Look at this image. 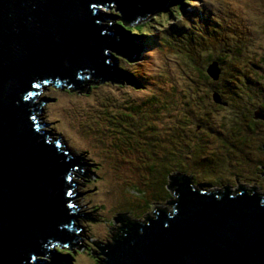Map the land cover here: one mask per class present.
<instances>
[{"label":"water","instance_id":"1","mask_svg":"<svg viewBox=\"0 0 264 264\" xmlns=\"http://www.w3.org/2000/svg\"><path fill=\"white\" fill-rule=\"evenodd\" d=\"M163 1L0 0V264H65L60 250L89 246L81 221L90 217L76 213L78 162L37 114L38 93L87 73L113 81L110 61L127 55L131 33L110 13L136 20ZM206 70L217 78L216 61ZM170 179L172 208L104 243L105 264H264V195Z\"/></svg>","mask_w":264,"mask_h":264},{"label":"rangeland","instance_id":"2","mask_svg":"<svg viewBox=\"0 0 264 264\" xmlns=\"http://www.w3.org/2000/svg\"><path fill=\"white\" fill-rule=\"evenodd\" d=\"M199 1L202 2L203 0H193L194 3H198ZM205 4L211 8V19L207 20L203 14H199L196 20L188 21L193 27L190 31L191 35L202 30L204 25H208L210 30L217 28V31H211L215 36L213 35L211 37L212 42L209 41L210 47L216 46V48H213L214 51H216L218 50L217 48H219V46H217L218 41L225 39L230 42L232 38H238V36H235L233 25L228 22L229 17L238 15V18L245 20L247 29V32H244L242 36L239 33L241 36L240 38L244 41L245 51H249L253 59L248 56L249 53L247 56L246 53H243L242 55L244 56H239L236 59L241 61L244 67H248L250 63L254 61L253 53L257 54L264 48V32L260 30V25L264 22V4L262 0H208V3ZM191 10L192 7L184 5V17H186ZM178 12L183 16L180 9ZM224 13L231 16L226 17ZM151 14L152 13H150V15ZM118 18L119 15L114 14L113 19L118 21ZM186 30L189 29L187 28ZM186 30L185 32L187 33ZM129 33L131 32L129 31ZM214 38H216V40ZM150 40L151 39L146 40V37L140 33L130 36L128 40L130 48H135L136 45H142L139 54H136V56L139 57L137 60L134 59L135 57H127L129 60H136V63L140 64L142 62L141 64H145H134L138 66L137 69H134L137 72L136 76L129 69L132 65L126 63L125 59L120 60V55H118L119 57H116L117 61L113 74V81L106 78L102 80L91 76V83L89 82L86 88L85 86L83 88H75L73 85L68 87L49 83L48 85H44V92L40 90L38 93L37 114L74 150V155H80L85 158L83 171H78V167H74V174L77 178L73 179L78 182V191L82 192L78 194L80 198L79 206L82 211L76 209V213H79L78 218H85L89 211L95 212L93 215L91 214L93 216L92 218L89 216L90 223L81 221V228L89 230V246L71 250L69 264H99L96 258L98 256H103L100 253L101 247L104 243L112 240V234L117 231L119 229L118 227L122 224V220L114 216L116 210H124L126 207L125 205H132L134 202L150 199L153 195L152 193H156L157 187L151 191L149 188L153 184L156 186L158 184L160 185L159 181L164 179L163 175H165L166 168L164 167H167L169 164L166 161L159 162L158 156L166 154V158L170 160L176 155L172 146L165 149V147H167L163 143L165 140H161V135H163V129L165 127L176 122L180 117L182 119L191 120L193 124L194 122H204L206 118V121L215 124L216 128L220 125L222 126L224 120H228L226 117L228 109L220 105L221 101L213 100L212 97H210L211 94H209L207 90H203L202 88L204 87L200 84L199 88L196 90V88L187 83L188 79L186 76L189 75L188 73L184 74L183 72L181 73L175 70L177 64L175 63L174 55H172L173 51L166 47V45L165 47H161L158 41L150 42ZM123 56L126 55H121V57ZM170 58L173 60L170 61ZM182 61L191 65L189 61H184V59ZM162 68L171 73V76L167 79L168 85L166 86L170 85V81L177 83V91L167 89L162 91V94L178 102L180 110L175 106H159L157 116H153L154 121L157 123V125H155L157 132L155 131V134H150L149 136L147 134H139V130H147L146 124L143 121L137 122V117H139V119L143 117L141 115L142 111L141 109L134 110L131 105L135 103V101H144L151 92H158L159 88L153 83L154 78H152L150 74H153L159 82H165L164 79L166 78V74ZM136 78L140 79L141 85L130 84L132 83L131 81L133 80L134 82ZM113 92L115 93L113 94ZM170 92H175V94L177 92V96L175 95L173 97V94ZM215 93H213V96L217 94ZM222 93L223 97L225 96L224 98L227 100L228 98L226 95H228L229 92L224 91ZM107 94H113L116 97L120 94V99H124L123 105H125L123 108L125 112L123 114L113 113L112 110L108 112L107 108L109 105L105 103L102 105L105 106L104 110H102V107L101 109L98 108L103 99L101 96H106ZM190 97L194 98L190 99ZM202 97L205 98V105L207 107H201L199 112H193L192 101L194 99H201ZM217 97L219 98L218 95ZM219 100L221 99L219 98ZM251 100L252 101L249 102V107H252L254 104L258 108H256V110L253 109L254 115L256 117H264V109H259L254 98ZM198 102L200 103L199 100ZM155 103L161 105L153 98L147 101L146 105H152L156 108L154 105ZM120 110H122V108ZM251 110V108H245L243 114H241L243 116H241L240 119L244 128H247L245 123L249 120ZM97 113L101 115L100 120L99 116L96 118ZM231 116L230 118L234 121V117L232 116V118ZM130 118L134 120L133 126L131 127L128 126ZM255 119L256 118H253V120H251L255 121ZM149 122L151 123V120H149ZM257 123V138L262 140L264 138V129H261V123L264 124V120L259 118ZM159 131H161V133ZM239 132L242 134L241 131ZM149 133L152 132L149 130ZM199 133L200 131H198V134ZM210 134L215 135L213 132ZM145 135L151 138V140H148L150 145L147 147L151 151L145 146ZM213 135H211V137L207 136L208 138H206L210 140V147H213V144L216 142ZM251 135L253 138L256 137L255 132ZM134 138L138 140L134 142ZM200 138L201 136H198L199 140ZM158 143L160 144L159 151ZM250 143L251 146H255L256 144L259 145L258 143H261V141L251 140ZM154 144H157L155 149ZM223 145V149L226 152V157L224 159H201L200 162H197V165L200 167L206 168V166H208V169H210V171H208V173H210V176H208L209 178L219 179L221 172L217 174V171H222L224 170L223 168H235V166H240L238 159L241 153L240 150L244 146L240 147L239 150L235 145H230L229 143ZM251 146H248L246 150L251 148ZM263 146L264 143L261 145L262 149H260L262 154H264ZM235 150L239 151L238 155L234 152ZM228 153L233 154V156H228ZM243 153H249L250 155L256 154L247 151ZM193 161L190 162L194 163ZM249 164L245 163L242 168L236 169L240 176L236 177L231 188L239 187L243 182L246 183V185L251 184L250 182L252 180L242 178L244 175H252V172L248 171L246 168ZM157 165H159V168ZM193 165H189V173H193L194 171L199 172L200 169L198 166ZM211 169L216 171H212ZM176 173L179 174L180 171L171 172L169 178ZM204 187L209 190V188L219 186L214 184L209 186V188L206 186ZM256 189L260 192H264V186L263 190L261 189L262 191L259 188ZM157 206L161 208H172V204L168 201L157 202L155 203V207ZM146 211L147 210L140 214V221H142L146 214L153 216V211ZM126 215L130 217L131 214L126 211ZM98 240L103 243H97Z\"/></svg>","mask_w":264,"mask_h":264},{"label":"trees","instance_id":"3","mask_svg":"<svg viewBox=\"0 0 264 264\" xmlns=\"http://www.w3.org/2000/svg\"><path fill=\"white\" fill-rule=\"evenodd\" d=\"M262 2L264 4V0H262ZM205 3H208V0H203L202 2L199 1L198 3H194L193 0H167V3L163 4L161 8L156 9L154 12H152L151 15L150 13H147L136 20L134 19L128 21L123 19V17L119 15L117 22L122 24L126 29H129V31L131 32V36L140 33L146 37V40L151 39L150 42L158 41V44L161 45V47H165L166 45V47L170 48L173 51L172 55H174L173 57H175V63L177 64L175 70L181 73L183 72L184 74L188 73L189 75L186 76L188 79L187 83H189L192 87L196 88L197 90L200 84L202 87H204L202 88L203 90H207L208 93L211 94L210 97H212L213 100L215 99L213 93L216 92L219 98L221 99L218 100L219 102L221 101L220 105L228 109V114H226L228 120H224L222 122V126L220 125L218 128H216L215 124L206 121V118L204 119V122H194L193 124L191 120H187L184 118L182 119L180 117L176 122L171 123L163 129V135H161V140H165L163 142L167 146L165 147V149L169 146H172V149L176 153V155L170 160L166 158V154L158 156L159 162L166 161L169 164L167 165V167H164L166 168L165 175H163L164 179L159 181L160 185L158 184L156 186L153 184L152 186H150V191L157 187L156 193H152L153 195L150 197V199L134 202L132 203V205H125V211L123 209L116 210L114 216L117 219L120 218L122 220V224L118 227L119 229L112 234V239L115 236L119 237L121 234H124L125 229H128L129 226H133L136 222H139V216L143 211H153L154 216L158 208V206L155 207V203L168 201L172 204L173 201H176L177 196L175 195V187L177 186L174 185L175 187H173L172 190L169 186V184H171L172 182L169 178V174L173 171H180L181 176L188 177L190 181L194 184V186H206L207 188H209V186L216 184V186L227 185L229 188L230 185L234 184L236 177L240 176L239 173H237L238 171L236 169L242 168L245 163H250L246 168L248 169V171L252 172V175H244L242 178L252 180L251 182H258V186H260L263 190L264 177L260 175L259 171L264 169V154H262L260 151V149H262L261 145L264 143V138L262 140L257 138L258 130L256 131V126L258 124L257 121H259V118H256L255 121H252L253 118H255L253 109L256 110L257 106L253 104L252 107H249V102L252 101V98H254L259 109H264V48H262V50L257 54L253 53L254 61L251 62L248 67H244L241 61L236 59L239 56H244L242 55L243 53H246V56L249 53V51H245L246 48L244 46V41L240 38L244 32H247L245 24L246 22L244 19H242V21L240 18H238V15L231 16L224 13L226 17L231 16L228 18V22L233 25V29H235V36H238V38H232V41L230 42L226 41L225 39L218 41L217 46H219V48H217L218 50L216 51H214L213 49L214 47L216 48V46L210 47L209 41L212 40L211 37L214 35L211 31H217V28L210 30L208 25H204V28L202 30H200L196 34L191 35L190 31L193 27L188 23V21L196 20V17L199 14H203L207 20L211 19V8ZM210 4L212 5L211 2ZM184 5H189L190 7H192V10L187 14L188 16L186 15V17H184ZM179 9L182 11L183 16L179 14ZM260 27V30L264 32V22L261 23ZM187 28L189 30H186ZM185 30L187 31V33L185 32ZM239 33L241 34V36L239 35ZM214 39L216 40V38ZM141 48L142 45H136L135 48H130V54H127L123 57H121L122 54H118L120 55V57L117 55L120 60L125 59L126 63L132 65V67L129 69L135 76L137 75V72L134 69H137L138 66L134 64L145 65L141 64L142 62L140 64L136 63V60L139 58L136 56V54H139ZM248 56L253 59L251 53H249ZM127 57H135L134 59L136 60H129ZM183 59L184 61H189L191 65L184 63L182 61ZM171 60L173 59L170 58V61ZM212 61H216L217 66L219 68V72L216 79L212 78L206 70V67H208V65ZM162 69L165 71L166 74V78L164 79L165 82H159L158 80H156L153 74H150L151 77L154 78L153 83H155V85L159 88L158 92H151L149 93V96L145 98L144 101H135V103H132L131 105L134 110L141 109L142 111L141 115L143 117H141V119L137 117V122L143 121L146 124L147 130H139V134H147L149 136L150 134L153 135L157 132L155 126L157 125V123L154 121L153 116H157L159 106H175L178 108V110H180L178 102H175L174 99H169L167 96L165 97L162 94V91L167 89L177 91V83L174 81H170V85L166 86L168 85L167 79L169 78V76H171V73L168 70H165L164 68ZM91 76L92 74L90 73L86 74L85 80L82 82V84L79 85V88H83L84 86L86 88V85H88L90 82ZM131 82L132 83L130 84L132 85H141V81L139 78H136L134 82L133 80ZM224 91L229 92L228 95H226L228 98L227 100L224 98L225 96L223 97L222 92ZM114 93L115 92H113V94ZM170 93L173 94V97L175 95L177 96V92L176 94L175 92ZM113 94H107L106 96H104L105 94L102 95L101 97H103V99L101 100V104L98 108L101 109L102 107V110H104L105 106L102 105L105 103L106 105H109V107L107 108L108 112L112 110L113 113L123 114L125 112V110H123L125 106L123 105L124 99H120V94H118L117 97ZM152 98L159 102L161 105L155 103L154 105L156 108H154L152 105L147 106L146 102L150 101ZM192 98L194 97H190V99ZM198 100L200 101V103L198 102ZM205 102L206 100L203 97L201 99H194L191 103L193 104V112H199V109L201 107H207L205 105ZM121 108L122 110H120ZM245 108L252 109L251 114L249 116V120L247 121L248 124L245 123V126L247 128L243 127L240 119V117L243 116L241 114H243ZM231 114L234 118L231 116ZM97 116H99L100 120L101 115L97 113L96 118H98ZM230 116L234 119V121L230 118ZM260 119L264 120V118ZM129 120L130 121L128 123V126L131 127L133 126L134 120L133 118H130ZM149 120H151V123L149 122ZM261 124V129H264V124ZM149 130L152 133H149ZM198 131H200L199 134ZM239 131H241L242 134ZM159 132L161 133V131ZM212 132L216 136L210 134ZM254 132L256 133V137L253 138L251 134ZM211 135H213V138L216 139V142L215 144H213V147L209 146L210 140L206 139L208 138L207 136L211 137ZM198 136H201L200 140L198 139ZM137 140L138 139L136 138L133 139L134 142H136ZM144 140L145 146L147 148L148 145H150L148 143V140H151V138L146 136ZM251 140L261 141V143H258L259 145L256 144L255 146H251ZM227 143H229L230 145H235L238 149L244 146L241 150L239 149L241 151L238 159V161L240 162V166H235V168H223L224 170L217 171V174L218 172H221V176L219 177V179L209 178L208 176H210V173H208V171H210V169H208V166H206V168L200 167L197 165V162H200L201 159H224L226 157V152L223 149V144ZM156 145L157 144H154V149ZM248 146H251V148H248V150H246ZM159 147L160 144L158 143V151ZM147 149L150 150L149 148ZM244 151L254 152L256 154L250 155L249 153H243ZM234 152L237 155L239 153V151L237 150H235ZM228 156H233V154L228 153ZM82 161L85 162V159H82ZM190 161H193L194 163H191ZM193 164L198 166V168L200 169L199 172L194 171L193 173H189L190 171L188 170V167L189 165L191 166ZM157 166L159 168V165ZM180 180L181 179H179V181ZM230 189L234 191V189L236 188ZM261 193L264 194V192ZM126 211L130 212V217L126 215ZM94 213L95 212L89 211L86 214V217L90 216L92 218V215ZM147 217H151V215L146 214L142 221H145ZM98 242H100L99 244L103 243L100 240H98L97 243ZM68 252L70 253L71 250H69ZM96 261L99 264H105L103 256H98L96 258ZM66 262L67 264H69L68 261Z\"/></svg>","mask_w":264,"mask_h":264},{"label":"flooded vegetation","instance_id":"4","mask_svg":"<svg viewBox=\"0 0 264 264\" xmlns=\"http://www.w3.org/2000/svg\"><path fill=\"white\" fill-rule=\"evenodd\" d=\"M116 23L117 24H120V23H118L117 21H116ZM259 173H260V175L261 176H263L264 177V169L263 170H261V171H259ZM251 184H247L246 185V183H242V185L243 186H246V187H255V188H259L260 190H261V187L260 186H258V182H250ZM169 186L171 187V190L173 189V187H175L174 185H173V183L171 182V184H169ZM224 187H228L227 185H223V186H219V187H217V188H224ZM232 187V185H230V187L229 188H231ZM238 187V186H237ZM236 187V188H237ZM175 195H176V193H175ZM175 199H176V197H175ZM174 200V199H173ZM61 252H63V253H65V254H67V255H69V256H71V254L69 253V252H67V251H61Z\"/></svg>","mask_w":264,"mask_h":264},{"label":"bare ground","instance_id":"5","mask_svg":"<svg viewBox=\"0 0 264 264\" xmlns=\"http://www.w3.org/2000/svg\"><path fill=\"white\" fill-rule=\"evenodd\" d=\"M117 57V56H116ZM114 70H115V67H114ZM79 91V90H78ZM48 124V123H47ZM74 181V184H75V187H76V189H77V192H78V194H80V192L78 191L79 189L77 188V184H78V182L77 181H75V180H73ZM260 192V191H259ZM261 193V192H260ZM262 195H264L263 193H261ZM82 212V211H81ZM79 214V213H78ZM84 216V215H83ZM146 220V219H145ZM144 221V220H143ZM121 237H123V236H121Z\"/></svg>","mask_w":264,"mask_h":264}]
</instances>
